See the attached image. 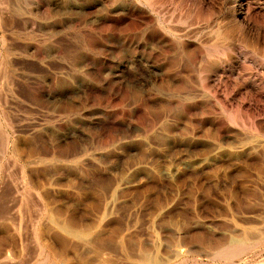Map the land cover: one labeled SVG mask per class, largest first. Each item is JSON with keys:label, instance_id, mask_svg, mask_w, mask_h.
Instances as JSON below:
<instances>
[{"label": "rangeland", "instance_id": "374dc122", "mask_svg": "<svg viewBox=\"0 0 264 264\" xmlns=\"http://www.w3.org/2000/svg\"><path fill=\"white\" fill-rule=\"evenodd\" d=\"M260 143L264 0H0V264H264Z\"/></svg>", "mask_w": 264, "mask_h": 264}, {"label": "bare ground", "instance_id": "6f19581e", "mask_svg": "<svg viewBox=\"0 0 264 264\" xmlns=\"http://www.w3.org/2000/svg\"><path fill=\"white\" fill-rule=\"evenodd\" d=\"M259 142V141H257ZM261 142V141H260ZM264 143H260L259 146L263 147ZM257 146V145H256ZM258 237V236H257ZM251 243V241L247 240L246 238H232L229 242V248L227 249V252H223V257L227 260V259H231L233 256H236L235 254L237 252H241L243 251L242 249H244L245 247L247 248V246ZM241 250V251H240ZM177 254L180 255L181 250H176L175 251ZM239 254V253H238ZM237 254V255H238ZM147 259V258H146ZM146 261V260H145Z\"/></svg>", "mask_w": 264, "mask_h": 264}]
</instances>
